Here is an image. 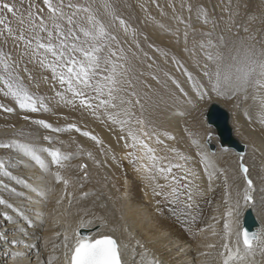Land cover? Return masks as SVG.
Segmentation results:
<instances>
[{"label": "snow or ice", "instance_id": "obj_1", "mask_svg": "<svg viewBox=\"0 0 264 264\" xmlns=\"http://www.w3.org/2000/svg\"><path fill=\"white\" fill-rule=\"evenodd\" d=\"M181 7L185 5L182 3ZM186 7L191 14L192 5ZM241 7L240 3L233 5V0H228L226 31L233 32L235 17L241 14ZM243 7L246 9L247 5ZM196 17L198 20L202 17L203 23L209 24L205 8H198ZM257 19L255 14H249L248 24ZM177 20L184 23L182 17H177ZM211 24L213 31L202 33L205 39L198 43L203 61L197 55V45L194 44L192 48L187 46L189 33L186 25L183 33L184 51L201 69L207 83L197 84L191 72H186L188 79L193 80V87L200 99L212 93L225 99L240 96L243 102L251 99L259 107L258 121L264 128V38L257 40V34L245 24L241 28L246 35L239 41H231L230 46L223 34L215 40L212 38L217 22L211 21ZM120 30L125 36H131L128 48L123 46L127 41L117 34ZM233 35H238V31ZM136 36V30L123 18L116 0H99V3L97 0H85L84 3L73 0H19V3L15 0H0V42L7 43L11 39L20 49L21 60L26 58L38 68L51 73L59 85L53 97L57 105L62 104L78 112L81 120L89 117L102 119L117 134V142L122 141V148L126 150L123 155L117 156L111 148L108 149V152L113 153L111 160L114 166L123 167V161L127 160L139 179L151 186L154 196L167 201L174 206V210L178 209L188 217L186 230L193 231L192 226L197 220L193 210L198 208L197 199L205 195L201 173L190 165L191 156L178 147H169L161 138L164 136L168 140H175L176 137L161 132L147 115L148 97L140 91L139 77L143 73L138 68L137 51L131 47L134 45L140 49ZM257 44L261 46L257 47ZM19 64L20 60L0 47V93L11 98L24 113L51 111L48 97L36 95L30 90L20 74ZM23 71L28 81L35 80L32 71L26 67ZM152 78L157 79L155 76ZM0 110L8 113L15 111L3 103H0ZM245 115L248 116L247 108ZM23 119L28 121L30 117L25 115ZM32 123L52 133H79L101 146V154L107 155L104 141L91 131L82 130L77 123H70L67 128L53 127L43 119L32 120ZM12 127L15 128V125ZM185 131L191 146L196 150L199 158L197 163L202 166L207 179V191L215 190V181H222L225 190L226 210L223 217L213 216L211 219L215 223L193 231V237L210 232L211 236L219 238L216 243L201 245L215 250L200 252L199 255L205 258L201 264H264V233L250 232L241 219L245 208L259 205L264 210V197L257 202L252 196L255 184L250 168L255 165L249 164L245 160L246 153L240 152L236 154L237 160L221 166L220 160L223 154L229 153L228 148L222 147L218 153L210 146V132H193L188 128ZM13 135L16 138L0 142V149L15 150L18 155L38 165L44 174L41 184L31 187V191L46 204L56 192L55 185L61 184L63 188L56 204L59 206L65 199L68 200V211L64 218H54V226L61 229L55 233L59 242L52 246L51 254L43 264H161L154 257L150 258L149 250L127 222L125 213L116 209L115 199L126 200L127 192L114 198L111 189L117 192L120 189L111 183L108 175H104L102 180L103 186L109 191L93 193L96 201H99L98 207L103 211L97 212L93 207H76L89 196L86 191L76 196V191L84 188L83 181L89 179L86 163H72L74 159L81 158L80 154L64 152L58 147H40L23 128H16ZM43 139L49 144L57 142L52 136H44ZM253 151L256 149L253 148ZM79 152H83V149ZM45 153L55 170L46 162ZM261 154L264 155V152ZM87 158L98 169L105 165V161L97 160L90 151L87 152ZM9 163V160L0 158V171L5 175H10L7 170ZM261 171L264 172V163ZM73 172L82 175H73ZM240 180L243 181V187L237 183ZM69 188L73 191L69 192ZM101 195L104 196L103 200L100 199ZM109 202L112 203L111 208ZM4 203L0 200V204ZM159 203L157 201V212ZM73 208L75 211H72ZM114 209L118 215H114ZM17 211L27 225H34V221L25 217L22 210ZM38 215L42 217L41 224L46 225L47 214ZM110 217L120 221L119 226L111 223ZM221 219L222 229L217 232L215 224ZM18 230L21 234L25 232L23 226ZM116 233H122L124 239ZM5 242L12 249L8 253L11 264H34V258L35 264H40L38 244L25 242L22 247H17L21 241L15 237ZM47 243L44 241L45 247ZM257 255L261 258L259 261Z\"/></svg>", "mask_w": 264, "mask_h": 264}, {"label": "rangeland", "instance_id": "obj_2", "mask_svg": "<svg viewBox=\"0 0 264 264\" xmlns=\"http://www.w3.org/2000/svg\"><path fill=\"white\" fill-rule=\"evenodd\" d=\"M9 2H12V0H9ZM15 2L19 3V0H15ZM73 2L84 3L85 0H73ZM97 2L99 3V0H97ZM116 2L123 18L128 21L130 27L134 28L137 33L136 39L139 41L140 49H136L134 45L131 47L134 51H137L139 57L137 61L138 68L140 72L143 73V75L139 77L140 91L142 94H147L148 97L146 102V107L148 108L147 115H149L155 122L161 132H166L169 135L176 137L175 140H168L164 136L161 137L169 147H178L181 151L193 157L188 153L190 138L185 129L190 128V123L192 124V121H195L194 124L198 126V129L202 127V122L205 118V111L212 101H217L218 103L223 104V106H225V108L232 114H235L236 112L241 113L250 125L256 123L254 121L259 116V107L254 104L251 99L243 102L242 97L240 96H237L234 99H225L216 96L214 93L205 96L203 99L199 98L196 89L193 87V80L188 79L186 72L192 73L197 84L206 85L207 81L203 76L201 69L197 67L189 54L184 51L185 45L183 42V33L187 25V31L189 33L187 46L192 48L194 44L197 45V55L201 61H203V57L199 55L198 43L205 39V37L201 35L202 33L213 31L211 21L217 22V27L213 32L212 38L215 40L216 37L223 34L226 39L229 40V45L231 46V41H239L241 37L246 35L241 26L248 24L249 14H255L259 19L254 23L248 24V26L252 32L257 34V40H260L264 38V22H262L264 21V0H233V5L236 3L242 5L240 9L241 14L235 17L236 23L233 27V32L226 31V21L229 14L227 10L228 0H116ZM182 3L185 5L184 8L181 7ZM188 4H191L193 7L191 14L187 11L186 6ZM141 5L144 7L142 8ZM243 5H247V8L245 9ZM200 7L205 8L208 12L209 24L207 25L203 23L202 17L199 20L196 17L197 9ZM177 17H182L184 23H180L177 20ZM13 26L16 27L15 21H13ZM237 31L238 35H233V33ZM173 33H175V35ZM117 34L122 40L127 41L123 46L128 48L130 46L128 42L131 41V36H125L122 30L118 31ZM260 46V44H257V47ZM0 47L7 52H11L15 59L20 60V74L24 77L30 90L36 95L48 97L47 102L52 109L46 113H24L19 110L18 106L13 100H11V98H6L0 93V103L15 109L12 113L0 110L1 129L15 131L16 128H23L26 133L30 134V138L37 145L39 143L43 144V146H40L41 144L38 146L48 147L49 145L50 147L58 148H60L57 141L58 138L70 139L77 144L85 143L87 145H93L95 142L76 132L52 133L43 129L41 126L32 123V120L43 119L48 123H51L53 127L61 128H67L70 123H77L82 130L91 131L94 135H97L94 132V128L100 126L106 131L110 130V133H113L112 136L117 135L102 122V119L89 117L81 120L78 112L73 111L71 108L64 107L62 104L57 105L56 100L53 99V97L55 91L59 89L58 83L52 78L49 71L38 68L32 62L27 61L26 58L21 60L19 57L20 49L14 45L11 39H9L7 43L0 42ZM25 67L35 75L34 81L30 82L27 80V75L23 71ZM153 76L157 77V79H153ZM37 84L39 87H36ZM145 85H147V87H145ZM246 108L248 116L245 115ZM25 115L30 117L28 121L23 119ZM255 115L257 116L254 117ZM65 117H67V119H65ZM3 122L6 123L4 124ZM13 125H15V128L12 127ZM232 127L236 137L240 139L241 137L236 133L237 131L235 130L234 125ZM44 136H52L57 142L49 144L48 141L43 139ZM13 138L16 137H10L8 139ZM73 145L77 147L76 149H78V151L80 150V147L78 148L76 144ZM99 152L101 154V148L99 149ZM43 156L46 162H48L53 170H55V166L51 165L50 157H48L46 153L43 154ZM94 157L96 158L95 155ZM0 158L9 160L11 162L9 165L15 164V162L18 161V163H22V167L19 168V170L24 171L25 173L28 171V164H23L24 161H28V158L25 157L24 160L22 155H18L15 150L0 149ZM20 158L23 159V162H21L22 160H20ZM198 159L199 158H196L195 161L190 163V165L196 167L200 171L202 177L201 181L203 182L206 177H204L203 170H201L202 166L197 163ZM13 168L14 167H8L7 169L10 175H4V172L2 171V175H0L1 188L3 187L1 185L3 184L5 186H13L10 183L14 173L13 170H11ZM113 174L119 176V169L113 170ZM18 179L21 180L23 177ZM23 181H26L25 175ZM15 182L13 183L15 184ZM205 182L206 187H208L207 179H205ZM218 183L215 184L214 187L216 186V192L219 193L224 204L225 190L222 182L218 181ZM17 185L18 184H16V186ZM218 186L220 188H218ZM14 188L11 189L10 187V191L15 190L17 193V191L25 190L22 186L21 188L19 186L15 189ZM0 191L1 193H5L4 190ZM1 193L0 199L3 201L10 199L4 198L10 197V194L5 193L2 196ZM6 206L7 204H4L2 207ZM31 207L34 209L33 206ZM31 207L30 209H32ZM16 213L15 209L11 210V212L10 210L5 211L4 209H1L0 227L3 225L8 226V218L14 217ZM9 220L12 222L11 219ZM7 226H4V228ZM41 243H43V240H41ZM8 249L9 251H12L10 247ZM6 260H10L9 256L6 257L5 261ZM5 261L0 260V263L6 264L7 262Z\"/></svg>", "mask_w": 264, "mask_h": 264}, {"label": "bare ground", "instance_id": "obj_3", "mask_svg": "<svg viewBox=\"0 0 264 264\" xmlns=\"http://www.w3.org/2000/svg\"><path fill=\"white\" fill-rule=\"evenodd\" d=\"M221 105L223 106V104ZM256 116L257 115H255L254 117ZM254 122L256 123L250 125L241 113H231V125H234V128L237 131L236 133L239 137H241L240 139H238L241 140L244 144L246 143L247 145L245 160L249 164L255 165V167L250 168V175L253 178L255 184V191L252 193V196L257 202H259L260 199L264 197V191L261 190L264 189V179H261V177L264 176V172L261 171V165L262 163H264V155L261 154L262 152H264V128H262L258 123V118H256ZM194 123L195 121H192V124L190 123L191 126L189 129L191 131L200 133H214V129L208 126L205 118L200 129H198V126ZM14 132L15 131L13 130L0 128V142H7L8 140H10L8 138L14 137ZM94 132L104 141V151L107 154L106 156L100 154L99 149L101 148V146L99 145L96 146L95 144L92 145L90 143V145H87L85 143L77 144L70 139L64 138H58L57 140L62 151L80 154L81 158L78 160L74 159L72 163H86L88 165L87 171L89 173V179L83 181L84 188L78 189L76 191V196H79L82 191L88 192L89 196L86 199L82 200L79 205H76V207H93L97 212H102L103 210L98 207L99 201H96V197L93 195V193H107L109 191V188L103 186L104 181L102 180V177L104 175H108L111 183H114L116 187L120 189L119 192H117L115 189H111V194L114 198H118L121 196V193L127 192L126 200L115 199L116 209H119L125 213L127 222L132 225V228L135 230L137 237L149 250L150 258L154 257L156 260L160 261L161 264H201V262L205 258L199 255L200 252L215 251L214 249L201 247V245L216 243L218 242L219 238L211 236L210 232H204L199 236L193 237V231L198 228H204L208 224L215 223L214 221H212L211 217H223V214L226 210L225 205L222 202V198L220 197L219 193L216 192V186L214 187V191L209 192L207 191L208 187H206L205 185L206 178L203 182L201 181L205 190V195L197 199L198 208L193 210V214L197 217V220L192 226L193 231H188L186 230V221L188 217L178 209L174 210V206L170 205L167 201L162 200L160 197L154 196L151 186H149L147 182L141 181L139 179L138 175L132 171L131 166L129 165L127 160L123 161V167L116 168L114 166L111 160V155L113 153L108 152V149L111 148L117 156L123 155L126 151L122 148L123 142L121 141L118 143L116 135L112 136L113 133H110V130L106 131L100 126L95 127ZM59 141H63L64 143H59ZM217 142V137L213 136L212 143L217 145ZM40 144L41 143H39L38 145ZM73 144H76L78 148L80 147V149H83V152H79L78 149H76L77 147H75ZM40 146H43V144H41ZM217 146V152L219 153L221 148L219 147V145ZM48 147L50 146L48 145ZM253 148H255L256 151H253ZM188 149V153H190L195 159L198 158V156L196 155V150L191 146V144L189 145ZM89 151L96 156L97 160L105 161V165L103 168H96V166L93 164V161L89 160L86 157L87 152ZM236 154L237 153L233 150H230L229 153L223 154V157L220 160L221 166H227L229 163L237 160L238 157ZM193 157L190 163L195 161ZM22 158H24L25 160V157L22 156ZM22 158H20V160H22L21 162H23ZM25 163L28 164L29 171H26V173L19 170V168L22 167V163H18V161L15 162V164L8 165V167H14L11 170H13L15 174L13 173L12 180L10 181L13 186H5L3 184L1 185L3 187H0V190H4L6 194H10V197H4L10 198L5 200L4 204H7V206L2 207L4 204H0V212L1 209H4L5 211L10 210V212L11 210L15 209L17 212L14 217L8 218V226L3 225L0 227V260L5 261L8 253L10 252L8 249L9 245L5 242L6 239L11 240L13 237H15L21 241V244L17 245V247H22L23 243L25 242L38 244L40 251V264H43V262L46 261L48 256L51 254L52 246L59 242V239L55 236V233L59 232L61 229L60 227L54 226V218H64V215H66V212L68 211V200L65 199L63 204L57 206L56 200L61 189L63 188V185L56 184V192L50 196L46 204L43 203L41 198L37 197L36 194L31 191V187L40 185L44 174L39 166L29 158L28 161L23 162V164ZM115 169H119V176L113 174V170ZM72 174L82 175V173L77 172H73ZM0 175H2V171H0ZM24 175L26 178L25 182L23 181ZM126 175L128 177L127 184H125ZM21 177H23V179H21L22 181L18 179ZM113 177H115L116 179H113ZM13 182H15V184ZM160 182L163 183V181ZM217 183L218 181H215L214 185ZM237 183L241 184L242 187L244 186L242 180L237 181ZM16 184L18 185L16 186ZM18 186L20 188L22 186V188H24L25 190L17 191V193L15 190V192L13 190L10 191L12 188H16ZM218 188L220 187L218 186ZM72 191L73 190L69 188V192ZM5 193H1L2 196ZM100 199L103 200L104 196L101 195ZM157 201H160L159 212L156 211ZM9 205H11V207H9ZM31 206H33L34 209ZM30 207L32 209H30ZM111 207L112 203L109 202V208ZM18 209L22 210L24 216L32 219L35 224L27 226L25 220L17 211ZM116 209L113 210L114 215H118ZM247 209L248 208H245L243 211V215L241 217L242 221ZM252 209L254 210L259 223L257 230L260 233H264V210H262L259 205L256 208ZM72 211H75V208H73ZM38 213L47 214L48 222L46 225L41 224L42 217L41 215H38ZM9 219H11L12 222ZM110 222L116 224L117 226H119V224L121 223L120 221L114 219V217H110ZM222 225L223 219H221L219 223L215 224L217 232L222 229ZM4 226L7 227L4 228ZM20 226H23L25 228L24 234H21L19 232L18 229ZM116 235L121 239H124L122 233H116ZM37 237H39L40 239H37ZM41 240H43V243H41ZM44 241L48 242L47 247H45ZM178 249H183V251H178ZM260 259L261 258L259 257V255H257V260L259 261ZM5 262H7L6 264H11V260H6Z\"/></svg>", "mask_w": 264, "mask_h": 264}, {"label": "water", "instance_id": "obj_4", "mask_svg": "<svg viewBox=\"0 0 264 264\" xmlns=\"http://www.w3.org/2000/svg\"><path fill=\"white\" fill-rule=\"evenodd\" d=\"M204 117L208 126L214 129V133L212 132L211 136L217 137V145H219L220 148H228L236 153L247 152V145L239 140L234 134V129L231 125V113L228 109L218 102H212L206 109ZM217 145L213 144L211 140L210 146L216 151L218 148ZM242 222L250 232H258L257 228L259 223L252 208H248L245 211Z\"/></svg>", "mask_w": 264, "mask_h": 264}]
</instances>
